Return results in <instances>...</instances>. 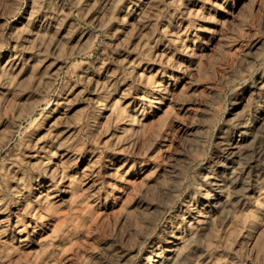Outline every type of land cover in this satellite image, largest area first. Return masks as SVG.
I'll list each match as a JSON object with an SVG mask.
<instances>
[{
    "label": "rangeland",
    "instance_id": "obj_1",
    "mask_svg": "<svg viewBox=\"0 0 264 264\" xmlns=\"http://www.w3.org/2000/svg\"><path fill=\"white\" fill-rule=\"evenodd\" d=\"M0 264H264V0H0Z\"/></svg>",
    "mask_w": 264,
    "mask_h": 264
},
{
    "label": "bare ground",
    "instance_id": "obj_2",
    "mask_svg": "<svg viewBox=\"0 0 264 264\" xmlns=\"http://www.w3.org/2000/svg\"><path fill=\"white\" fill-rule=\"evenodd\" d=\"M156 92L158 93V92H159V89H156V90L153 92V94L156 93ZM56 157H58V156H54V158H56ZM56 159H57V158H56Z\"/></svg>",
    "mask_w": 264,
    "mask_h": 264
}]
</instances>
